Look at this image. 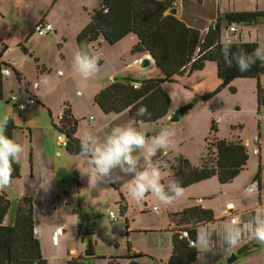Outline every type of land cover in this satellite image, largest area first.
Returning a JSON list of instances; mask_svg holds the SVG:
<instances>
[{
  "label": "rangeland",
  "instance_id": "obj_1",
  "mask_svg": "<svg viewBox=\"0 0 264 264\" xmlns=\"http://www.w3.org/2000/svg\"><path fill=\"white\" fill-rule=\"evenodd\" d=\"M35 1L40 4L41 8H43L42 2L46 3V5L54 6V9H56L58 13V18L52 20L53 23H59L62 19H67L74 25L77 20L88 19L87 8H94L91 7L92 4H94L95 7L98 6V1L96 0ZM258 1L260 2V10L264 11V0ZM171 3L172 6L166 10L167 14H172L169 13L168 10L171 7L176 6V0H172ZM248 6H253L252 8H254L255 3ZM176 14L173 15L177 16ZM40 21L37 22L39 23ZM36 26L37 25L35 24L33 26L19 24L18 21L9 19V23H4L3 27L0 28V46H2L1 44L3 40L12 42L13 39L22 37L24 40L23 42L27 43L26 38L30 40V42L27 43V46L30 49L34 46L35 50L38 51L48 43L52 44L55 53L59 54L61 41L54 38V32H50L47 35H38ZM67 29V32L70 34V39H73V33H71L69 27ZM241 31L242 28L236 27V31L233 33L237 34L235 37L232 36L229 38V40H244L245 38L242 37ZM251 31L253 34L252 38L258 40L261 55L264 57V17L257 18ZM223 33L226 36H229L226 30H224ZM77 35L76 39L72 41L75 46L68 44L66 48L68 54L65 56L66 59L71 61L72 68L68 69L64 74H69V78L72 81H75L78 76L81 75L78 71V67H76L74 63V57L77 54H80L77 44ZM133 37H135V35L130 34L121 40V42L111 45L105 43V38L102 35H99L97 41L90 43L89 47L93 45L92 49L90 47L93 51V55L97 56L98 60H102V63L98 64V72L93 73V76L86 79V82H83V84L92 85L94 83V85H96L97 83H101L106 85L113 80V78L130 77L137 80H143L146 79L148 74H153L154 76L152 77L159 76V73H162L159 67L156 68L152 66L141 69L136 68L131 64L133 53L130 51L136 42L130 49L128 44L132 41L131 38ZM100 39L102 40L101 44ZM224 40L227 41L226 38H224ZM23 42H20L19 46H22ZM10 44L13 45L14 43ZM99 45L101 46L99 47ZM20 51L22 50L20 49ZM48 58L52 57L49 56ZM151 59V62L155 63V60L152 57ZM111 60H113L114 63L117 62L119 67H116L114 63L110 64L112 63ZM31 61L34 65V60L32 59ZM129 64L130 66L128 67ZM122 67L127 68L122 69ZM8 68L9 66L3 67L4 74ZM200 71L204 72L200 73L196 70L188 73L187 70L182 76L176 75L174 76L173 81L165 82L163 84L164 91L171 99L169 110L172 113L175 110L180 111V114H178V121L168 123L166 120H162L158 124H144L139 126L129 119L131 116L127 109L117 112L123 115L119 121L120 125L131 123L149 138L147 147L134 153L138 158L137 171L150 172L155 168L151 162V157L153 156L148 155V151L152 147L151 137H155L159 132L165 131L166 128L170 127V130H167L168 133H171L169 135V146L163 151H158L160 152V156H163L162 158L168 161L162 168H160L163 171L161 180L166 176L169 180L172 173L174 174V168L172 165L176 164L179 156H182L188 161L189 165L185 172H189L191 167H200L202 160H205L204 158L206 156H215L217 153L215 137L237 140L236 135L239 133L241 138L249 139L250 145L248 144L249 142L244 143L248 152L247 168L243 170L244 172L240 175L237 181H240L246 175L247 169H249L250 172H254L255 177L259 172V162H257L258 155L256 154H259L261 151V155H264V88L260 86V81L255 78L256 82L253 80V85L256 88V91H252V86L250 84L252 83L251 80L241 78L233 80V83L237 88L233 84H228L226 85V88L220 89L221 84L217 76L216 62L213 61H209L205 70L200 69ZM24 73L28 79L35 78V69L29 62H26ZM50 77V85L46 89V95L51 101H56L57 97L66 89V84L63 82L65 77L63 75L61 78H57V74H52ZM231 81L229 83H231ZM6 83V94L8 96H10L11 92L19 90L18 86H16V81L13 75L7 77ZM69 88L72 90L74 86L69 85ZM134 88H139V86H134ZM231 88L235 90V93H231ZM12 96L15 97L13 98V101L16 103L15 106L9 98L0 100V121H3L5 117H10L15 121L17 129L14 130V139H12L22 144L24 151L19 160L16 161L20 166V177L11 178L10 183L6 187L0 189V191H5L8 194L11 201V206L6 215L5 222L12 219L19 198L25 195L32 196V198L34 197L32 194L33 189L35 190L34 201L36 207L45 206V203L47 206V203L52 201L55 209H52L49 213H36L34 218L36 225L34 226V233L40 242L42 255L48 261V264H69V261L72 258L78 259L79 256L83 255L85 247L87 248L89 244L93 247L94 258L87 259L83 264H103V260L98 256H103L102 254H108L110 252L124 251L126 248L127 233L129 234L128 239L130 242V234L133 233L132 240L135 242V238L141 236V234H137L138 231H143L144 228L153 226L151 222L153 219L151 216L152 212L143 213V209L149 204L159 205L160 201L155 195L152 193H146L142 199L133 198L128 191L129 181L132 177L130 174L121 171L120 168H116L112 173V177L117 186L122 190L121 194L126 203L122 202L123 197L120 199L119 192H117V196L107 198V195L96 188L94 183L89 182V175L84 171L83 161L86 163V170L93 175H95L94 166L92 165L90 158L83 154H66L64 159L58 160L57 165L53 167V175L60 179L59 181L62 185H56L59 193L52 194L51 189L54 180L38 168L37 147L41 141V137H39L40 133H44L46 136L51 137V139L59 145L57 135L62 133L52 126L54 123L58 122V115L60 113L56 115L55 122L51 124L47 109H42L39 105L33 106L36 102V98L33 95L25 97L31 98L32 101L25 104L23 109H20L19 107L22 99H18L16 93H13ZM17 100H19V102H17ZM86 101L87 105L94 110V112H90L93 121L95 120V123L92 122V124H89L91 129L93 125L98 124L101 125L100 131L103 133L107 128L114 127L112 121L104 124L102 116H113L115 114L103 115L99 110L100 108H98L94 102L89 101L88 99H86ZM257 102L260 104L259 111L255 107V105L257 106L258 104ZM16 106L21 111L18 110ZM61 114L63 117L66 115L63 111ZM167 120H169V118ZM212 121H214L218 127L217 132L211 130ZM82 124L83 120H81V125ZM260 127L262 128L261 137L258 134ZM28 129L33 130L34 132L32 141L30 140ZM172 131L174 132V135L172 134ZM65 135V133L62 134V137ZM256 137H259V143H255ZM104 141L105 140L102 139V142ZM31 145H33L34 154V178L32 180L30 174ZM254 149H256L257 152H254ZM261 167L264 172L263 165H261ZM75 173H77V175ZM175 178L176 177H174V179ZM211 178L183 188V195L189 196L191 201L196 199L197 203L199 196H202L205 197V201H211L213 206H218L223 197V194L220 193V188L225 187L227 183L220 182L221 184H224L221 185L219 184L217 177L214 178L218 181ZM252 180L253 177L250 178L249 183ZM79 183L81 185H78ZM204 185H206V189L208 190H211L214 187L213 191L209 192L208 190H205L203 188ZM109 187L114 190L113 187ZM83 193L87 196H91L95 202H86V196H83ZM247 194L249 195V201L258 202L257 197L259 196V191L257 192V188L254 189V192L248 190ZM58 196L61 197L59 201L57 199ZM66 202H68V207ZM71 203L75 205V209L76 206L77 209H80L78 203L81 204V210L78 214L71 212ZM230 205L235 207L233 202L228 203L221 209V214L226 217L230 214H234L235 219L237 220L239 217L238 214L224 211V208L228 206L230 207ZM157 206L156 211H158ZM107 208L117 213L119 218L117 222H112L109 218ZM120 208L123 209L120 211ZM123 210H126L124 214H122ZM242 217L244 216L242 215ZM228 218L230 220V217ZM243 219L249 220L245 217ZM127 220L129 226L128 229L126 228ZM212 220H214L213 216ZM77 226L78 231L76 230ZM57 228L64 229L65 234H59L56 242H53L52 233L57 230ZM182 230L188 232L187 229ZM116 243L118 244V247L114 246ZM74 248L75 251H73ZM121 256L123 255H120V257ZM113 257H116L117 261L119 260V255H113ZM254 258L256 261H260V263L264 264V251L256 254ZM147 263L148 260L143 259L142 264Z\"/></svg>",
  "mask_w": 264,
  "mask_h": 264
},
{
  "label": "trees",
  "instance_id": "obj_2",
  "mask_svg": "<svg viewBox=\"0 0 264 264\" xmlns=\"http://www.w3.org/2000/svg\"><path fill=\"white\" fill-rule=\"evenodd\" d=\"M171 2L172 0H102L101 6L93 11L89 23L78 33L79 53L89 56H93L91 50L93 45L90 49L89 44L97 41L99 35L105 38L106 43L113 45L130 33L135 34L138 40L131 48V52L149 53L162 71L159 77L143 80L130 77L115 78L114 82L94 98L104 113H117L127 109L130 118L136 124L155 123L161 120L166 116L171 104L170 97L162 87L163 82L173 81L174 76H182L187 70L188 73L200 70L205 61L216 62L217 76L223 86L228 85L235 78H259L264 74V62H261L262 55L257 39L226 38L225 41L223 37L224 30L229 28L227 26H231V22L239 21L246 16L257 20L264 17V11L249 14L219 12L217 19L210 23L208 29L201 31L187 26L177 16L167 14L166 10L172 6ZM241 60L244 63H252V61L255 63L250 70L241 72L238 69ZM101 63L98 60V64ZM2 64L0 59V100L4 99ZM15 73L20 78L19 73ZM134 84L139 88H134ZM12 97L11 95L9 100L14 102ZM142 106L146 108V114L137 115L138 109ZM63 112L66 114L64 122L54 128L59 130L60 126V130L66 134L68 141L65 148L69 153L81 152L80 139L75 135L78 120L72 115L70 107ZM176 113L180 114V111L177 110ZM13 129V122L7 119L4 134L10 139ZM217 129L216 123L212 121L211 130L217 132ZM215 138L217 153L215 156H206L200 167H191L189 172H185L189 164L182 156H179L176 164L172 165L173 176L176 177L174 181L182 188L211 177H217L221 183H228L246 168L248 152L246 145L240 139ZM159 157L160 152H157L151 161L162 168L167 160L162 161ZM12 168L11 178H19V164L13 162ZM161 184L164 185L166 193L173 195L169 192V184L165 183L164 179L161 180ZM10 206L8 194L0 191V264H48L34 233L32 196L25 195L19 198L12 219L5 222ZM236 211L238 212L237 209ZM181 214L192 220V226L187 227L192 239L196 238L197 232L194 225L211 221L213 216L211 210L199 205L185 208ZM242 215L246 217L247 213ZM197 255V250L190 247L180 233H173L172 255L168 264H188L193 262ZM138 256L128 252L119 256L118 261L116 257L109 256L106 264H122L120 258H127V264H136L134 258ZM83 259V257L72 258L69 264H81Z\"/></svg>",
  "mask_w": 264,
  "mask_h": 264
},
{
  "label": "crops",
  "instance_id": "obj_3",
  "mask_svg": "<svg viewBox=\"0 0 264 264\" xmlns=\"http://www.w3.org/2000/svg\"><path fill=\"white\" fill-rule=\"evenodd\" d=\"M84 1H87V0H84ZM96 1H98L97 5L99 6L101 3V0H96ZM254 3H255L254 8H252L253 6H248ZM42 5H43V8H41L40 4L36 2L35 0H0V28L3 27L4 23H9V19L18 21L19 24L33 26L35 22L40 21L42 19H47L53 22L52 20H56L58 18V13L56 9H54L53 5H46V3L44 2H42ZM98 6H96V8ZM91 7L95 8L94 4H92ZM175 7L177 9V14H176L177 17H179L187 26L197 28L201 31H206L208 29L210 23H212L213 21L217 19V15L219 12H231L232 11V12L249 14V13H254L255 11H262L260 10V2L258 0H176ZM94 8H91V9L87 8L88 19L87 20L85 19L77 20L75 25L67 19H62L59 23H52V26H53L52 32H54L53 36L55 39L61 41L59 54H56L52 44H48V43L45 44L43 47H41V50H38V51L35 50L34 46H32V48L30 49L27 46V43H29L30 40L26 38L27 43L23 42L24 40L22 37L13 39L12 42L3 40L1 44L2 46H0V52L2 51L1 60L10 63V65L8 64L6 65L7 67L9 66L6 73L4 75L2 74L3 75L4 99L10 98V96L13 93H16V95H18V99H23L27 97L28 95H33L36 98V102L34 103L33 106L39 105L42 109H47V112L51 120V124L55 122L56 115H58L59 113L63 111L64 106L68 105L71 109L72 115L77 120H79L77 122L76 131H75L76 137L80 139L83 135L91 134V136L93 137L95 141L102 143V139L106 140L107 136L110 134L111 127L107 128V130L103 131V133L102 131H100L101 125L95 124L92 126V129H91L89 124L90 123L92 124V122L95 123V120L93 121V117L90 116V112L91 111L94 112V110L91 109L87 105L86 99L94 102V96L99 91V89L102 88L101 86H103V84L101 83H97L96 85H94V83L92 85L83 84L85 79L82 78L81 75L78 76V78L75 81H72L69 78V74L67 75L64 74L66 73L68 69L72 68L71 61L65 58V56H67L68 54L66 48L68 44H70L71 46L74 45L72 41L76 39V35L80 31V29H82L89 22L90 20L89 14ZM245 18H248V17L246 16ZM256 21L257 20H253L251 23H239V21L231 22V26L233 25V26L242 28V31H241L242 37H244L245 38L244 40H246V39H250L253 36L251 29H253V24ZM242 24H246V25H242ZM68 27L70 28L71 33H73V39H70V34L69 32H67ZM227 27H230V26H227ZM226 32L229 34V36H226L223 33V37L227 39L231 38L232 36L235 37V35L237 34V33L230 32L229 28L226 30ZM237 32H238V29H237ZM124 38H122L121 40H123ZM121 40L119 42H121ZM131 40L132 41L128 44L129 49L135 42H137L138 39L135 35V37L131 38ZM20 42H23L22 46H19ZM101 42L102 40L100 39V44ZM10 43H14V44L12 45ZM100 46L101 45H99V47ZM19 48L22 51H20ZM142 55L143 53H139V52H135L132 54L131 64L135 66L136 68H140L137 64ZM49 56L52 58H48ZM32 59L34 60V65L31 61ZM111 61L114 62L113 60ZM26 62H29L32 65V67L35 69L34 79H30V78L28 79V77L24 73V69L26 68ZM208 63L209 61L205 62L204 70L206 66L208 65ZM114 64L116 65V67H119L117 62H115ZM75 65L76 67H79L77 64ZM129 66L130 64L128 65V67ZM152 66L157 68V66L153 62H151V64L147 67H152ZM14 70L15 72L19 73V77L21 79L17 77L15 72L13 73ZM216 70H217V65H216ZM198 72L203 73L204 71L198 70ZM52 74H57L58 75L57 78H61L63 75L65 77L63 82L66 84V89L57 97L56 101H51L46 95V89L50 85V80H51L50 76ZM10 75L14 76L15 81H16V86H18L19 90L11 92L10 96H8L6 94V87H7L6 79ZM152 76L154 75L148 74L146 78L148 77L151 78ZM235 79H241V78H235ZM242 79L251 80L252 83L250 84L252 86V91H256V88L253 85V80H255L256 82V79L260 81L259 83L260 86L264 88V74H262L259 78H256V79L255 78H242ZM218 80L220 81L219 78ZM233 80L229 84H233L234 86H236L233 83ZM164 83L165 82H163V84ZM220 84H221V81H220ZM69 85L74 86V88L71 90L69 88ZM226 87H227L226 85L223 86L221 84L220 89L226 88ZM17 102H19V100H17ZM13 103H14L13 105L15 106L16 103L15 102ZM255 107L258 109V111L260 110L259 103L257 104V106L255 105ZM99 110L103 115L115 114L113 116H102L103 118L102 120L104 124H107L108 122L112 121L114 123V127L117 125H120L119 121L123 116L122 114L104 113L101 108ZM168 118H169V115L163 117L161 120L155 123H152V124H158L162 120H166V122L168 123L173 122L171 120H167ZM7 119L12 121L14 124V129L12 130V138L14 139V130L17 129V126L15 125V121L13 119H11L10 117H7ZM129 119L131 118L129 117ZM81 120H83L82 125H81ZM131 121L135 123L132 119ZM144 124H148V123H139L136 125L140 126ZM168 129L170 130V127L166 128L165 131H167ZM28 130L30 133V140L32 141L34 137V132L33 130H30V129ZM160 133L161 132H159V134ZM261 133H262V128L260 127V130L258 131V134L260 135V137H261ZM170 134L171 133H169V135ZM39 137H41V141L37 147L38 168L41 169V171H43V173H45L48 177L54 180L51 193L58 194L59 193L58 187L56 185H62V183L59 181L60 179L56 178L55 175H53V167L57 165V162L59 159H64L66 157V154L67 155H77V154H82V153L81 152H78L75 154L69 153L65 147H61L63 145L60 144V141L57 140L59 143L58 145L53 139H51V137L46 136L44 133H40ZM236 138L241 139L243 143L249 142L248 138L247 139L241 138L240 133L236 135ZM248 144L250 145V142ZM256 155H258L257 162H259L258 164L259 172L254 177V172H250V170L247 169L246 175L240 181H237L240 175L244 172L242 171L230 183H227L225 187L220 188V193L223 194V197L221 198L218 206L216 207L213 206L211 201H207V200L205 201V197H202V196H199L198 203H197L196 199L191 201L189 199V196H184V195L174 199L171 203L165 204V203L160 202L158 206L149 204L147 207L143 209V213L152 212L151 216L153 217V219L151 222L153 226L144 228L143 231H138L137 234H141V236H137L135 238V242L132 240L133 233L130 234L131 242L128 239L129 234L127 233L126 234L127 236L126 248L124 249V251L110 252L108 254H102L103 256H98V257H100L103 260V264H106L107 258L109 256H113V255L120 256V255H125L128 252L130 253L133 252L134 254L139 255L138 257L134 258V261L136 262V264H142L143 259L148 260L147 264H153V262H158L159 264H168L171 258V255H172L173 233H176V232L179 233L180 229H187V227L192 226V222H191L192 220H190L184 214H181V211L190 206L199 204V206H201L202 208L211 210V212L213 213L214 220L206 221L203 223H196L194 225V228L197 231L195 235L196 238H194L195 245L190 246V247H194V249L197 250L198 255L193 262L188 263V264H225L227 257L232 252H234L237 255V258L234 259L231 264H263V263H260V261H256L254 256L258 254L259 252L264 251V245L252 239L250 236H247V235L242 236L239 243L234 247H229L227 244L224 243V236L227 231L231 230L233 227H237V226L243 225L244 223L248 221H251L256 209L264 206V172L262 171V167H261V165H263L264 167V161H263L264 155L263 156L261 155V151L259 154H256ZM162 157L163 156H160L159 159H161L162 161H165L166 159ZM30 163H31L30 174H31V180H32L34 178L33 145L30 146ZM152 165L155 168H158L160 170V174L162 177L163 176L162 169H160L157 163L152 164ZM83 166H84L85 173L86 172L88 173L89 179L91 180V178L94 177L95 175L89 173L88 170H86V163L84 161H83ZM75 174L77 175V173ZM166 177H163L165 183L170 184V182L174 181L173 173H172V176L169 178V180ZM251 177H253V180L249 183V180ZM213 178L214 177H212L211 179ZM94 184L96 188H98L100 191H102L103 193L107 195V198L117 196V192H119L120 199L123 197L121 194L122 190L117 186L115 180L111 182H105L102 180ZM219 184L221 183L219 182ZM78 185H81V184L79 183ZM221 185H224V184H221ZM109 186L113 187L114 190H112ZM203 188L205 190H208L206 189V185H204ZM255 188H257V192L259 191V196L257 197L258 202H251L249 201V195L247 193H248V190H251V192H254ZM213 189L208 190V191L212 192ZM32 194L34 196L33 197L34 218H35L36 213H39V214L49 213L52 209H55V206L52 201H49L47 203V206L45 203V206L36 207V204L34 201L35 199L34 189H33ZM83 196H86V199H85L86 202H95V200L91 196H87L84 193H83ZM57 199L59 201L61 197L58 196ZM122 202L126 203L124 197L122 199ZM231 202L234 203V206L238 210V215H239L238 219L235 220L234 223L230 222L228 217H225L221 214V209L224 206H226V204L231 203ZM66 205L68 207V202H66ZM78 205L80 209H77V206L75 209V205L73 203L70 204L72 213L78 214V212L81 210V204L78 203ZM150 205H153V206H150ZM156 206H157L158 211L153 210V207H156ZM122 209L120 208V211ZM108 210H111V209L107 208V212ZM126 210H127V204H126ZM126 210L125 211L123 210L122 214H124ZM245 212L247 213V216L246 217L244 216V217L249 220L243 219L244 217H242V214ZM262 216H264V214H262ZM118 220L119 218H117V220L112 221V222H117ZM126 228L127 229L129 228L128 220L126 221ZM57 230H61L62 234H65L64 229L62 230L60 228H57ZM76 230L78 231V226L76 227ZM199 232L203 234L209 240L210 244H206L201 239L198 238ZM117 245L118 244L116 243L114 246L118 247ZM245 247L247 248L244 250ZM85 250H86V247L84 251ZM73 251H75V248L73 249ZM84 251H83V255L79 256V257L84 258L81 264L85 263L87 259L89 258L90 259L94 258L93 255L86 256L84 254ZM120 262L122 264H127L128 259L120 258Z\"/></svg>",
  "mask_w": 264,
  "mask_h": 264
},
{
  "label": "clouds",
  "instance_id": "obj_4",
  "mask_svg": "<svg viewBox=\"0 0 264 264\" xmlns=\"http://www.w3.org/2000/svg\"><path fill=\"white\" fill-rule=\"evenodd\" d=\"M74 61L79 66L78 71L84 79L92 77L93 73L99 70L97 56L77 54L74 57ZM261 62H264V57H261ZM254 63V61L252 63H244L241 60L238 69L241 72L248 71ZM228 67H231V65H228ZM146 111V108L142 106L138 109L137 115H144ZM6 127L7 117L0 121V189L10 183L13 171L12 163L18 161L24 151L22 144L4 134ZM60 129L61 127L59 126V132L64 134ZM62 134L58 135L62 137ZM172 134L174 135L173 131ZM64 138L67 140L66 135ZM148 139L143 132L131 123L112 127L110 134L102 143L95 141L91 134L83 135L80 138V151L83 155L90 158L95 173V176L89 182L98 183L102 180L111 182L114 180L112 178L113 171L116 168H120L121 171L130 174L132 177L129 181L128 191L135 199H142L146 193H152L160 202L167 204L183 196L184 189L176 181H172L168 185V190L173 195L165 192L164 185L161 184V174L158 168H153L150 172L137 171L138 158L134 153L145 149ZM57 140L60 141L58 138ZM151 140L152 147L149 149L148 155L153 156L158 151H163L169 146V133L162 131L155 137H151ZM60 144L63 145L61 142ZM66 145L63 146L66 147ZM262 214H264V206L256 209L251 221L227 231L224 236V243L229 247H234L239 243L242 236L247 235L264 245V216ZM56 231L61 230H55L53 233ZM60 235H62V231ZM198 238L204 243L210 244L209 240L200 232L198 233Z\"/></svg>",
  "mask_w": 264,
  "mask_h": 264
},
{
  "label": "built area",
  "instance_id": "obj_5",
  "mask_svg": "<svg viewBox=\"0 0 264 264\" xmlns=\"http://www.w3.org/2000/svg\"><path fill=\"white\" fill-rule=\"evenodd\" d=\"M36 29H37L38 33H45V32H48V31L51 32V31L53 30V27L50 26V25H48V24H45V23L41 20V21L38 23V25L36 26ZM229 29H230V32L235 31V27H234L233 25L230 26ZM135 86H138V85L136 84ZM12 98H15V97L13 96ZM31 101H32L31 98H25V99H22V101H21V103H20V105H19L20 109H23V107L25 106V104L30 103ZM57 138L60 140V142H61L63 145H66L67 140H66L64 137H61V135H58ZM256 142H257V143L260 142L259 137H256V138H255V143H256ZM254 152H257V150L254 149ZM154 210H156V207H154ZM224 211H227V212L229 211L230 213L238 214V212L236 211V208H235V207H232L231 205H230V207L228 206V207L224 208ZM108 216H109V218H110L112 221H115V220H117V218H118L117 213H116L115 211H113V210H108ZM225 217H226V216H225ZM228 217H230V221H231V222H233V223L235 222L236 219H235L234 214H230V215H228ZM60 233H61V231H56V232H54V233L52 234V239H53L54 242H56L57 237H58V235H59ZM180 236L183 237V238H186V239L188 240V244H189V246H194V245H195V240L192 239V238H190L189 233H188L186 230H181V232H180ZM153 264H159V263H158V262H153Z\"/></svg>",
  "mask_w": 264,
  "mask_h": 264
},
{
  "label": "bare ground",
  "instance_id": "obj_6",
  "mask_svg": "<svg viewBox=\"0 0 264 264\" xmlns=\"http://www.w3.org/2000/svg\"><path fill=\"white\" fill-rule=\"evenodd\" d=\"M55 1V0H54ZM101 3H102V0H101ZM101 3H100V5L97 7V8H99L100 6H101ZM96 7L90 12V19H91V15H92V13H93V11L94 10H96L97 9ZM105 10H106V8H104ZM42 21L45 23V24H48V25H50V26H52V23L53 22H51V21H49V20H47V19H42ZM35 25H38V22H35L34 23ZM87 25V24H86ZM85 25V26H86ZM84 26V27H85ZM83 27V28H84ZM82 28V29H83ZM81 29V30H82ZM48 33H50V31H48V32H45V33H38V35H47ZM95 47V46H94ZM96 48V47H95ZM4 50V49H3ZM1 57H2V51L0 52V59H1ZM142 58H149L150 59V61H152V59H151V56H150V54L149 53H144L142 56H141V58L139 59V61H138V66L141 68V69H143V68H146V67H141L140 66V63H141V59ZM2 61V63L4 64H2V67H4V66H6L7 64L8 65H10V63H8V62H6V61H3V60H1ZM101 62H102V60H100ZM112 62V61H111ZM114 62H112V63H110V64H113ZM204 67H205V64H204V66H203V68L202 69H204ZM127 67H122V69H126ZM129 69V68H128ZM15 72V70L13 71V73ZM16 74V73H15ZM162 75V73H160V75L159 76H161ZM159 76H157V77H159ZM146 79H149V77L148 78H146ZM114 80H115V78H113V80H111L110 82H108L106 85H103V86H101L102 88L101 89H99V91L96 93V94H98L100 91H102L105 87H107L111 82H114ZM84 82H86V79H85V81ZM166 82H169V81H166ZM163 87V86H162ZM231 91V93H235V90H230ZM95 94V95H96ZM94 98H95V96H94ZM94 103L100 108V106L95 102V100H94ZM67 104V103H66ZM66 108H68V106H64V109H63V111L66 109ZM169 109H170V106H169ZM168 109V111H167V114H166V116L167 115H169V120H171V119H173L172 121H178L179 120V115L174 111L173 113L170 111ZM50 110V109H49ZM61 122H64V117L62 116V114L60 113L59 115H58V122H56V123H54L53 124V127H56L57 125H59ZM148 124H152V123H148Z\"/></svg>",
  "mask_w": 264,
  "mask_h": 264
},
{
  "label": "water",
  "instance_id": "obj_7",
  "mask_svg": "<svg viewBox=\"0 0 264 264\" xmlns=\"http://www.w3.org/2000/svg\"><path fill=\"white\" fill-rule=\"evenodd\" d=\"M176 8L175 7H171L168 12L169 13H172V14H176ZM253 21V19L251 17H248V18H242L239 20V23H251ZM235 22H238V21H235ZM151 64V61L149 58H142L141 59V63H140V66L141 67H147ZM173 119H171L172 121ZM84 254L86 256H92L94 254V251L92 249V245L89 244L88 247L86 248V250L84 251ZM237 258V255L232 252L226 259V263L225 264H231L233 262L234 259Z\"/></svg>",
  "mask_w": 264,
  "mask_h": 264
}]
</instances>
